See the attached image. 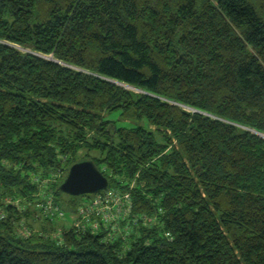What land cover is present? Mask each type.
<instances>
[{
    "label": "trees",
    "instance_id": "16d2710c",
    "mask_svg": "<svg viewBox=\"0 0 264 264\" xmlns=\"http://www.w3.org/2000/svg\"><path fill=\"white\" fill-rule=\"evenodd\" d=\"M250 129L264 134V0H0V264H264ZM82 148L100 192L128 195L118 229L44 212Z\"/></svg>",
    "mask_w": 264,
    "mask_h": 264
},
{
    "label": "built area",
    "instance_id": "2783aa9c",
    "mask_svg": "<svg viewBox=\"0 0 264 264\" xmlns=\"http://www.w3.org/2000/svg\"><path fill=\"white\" fill-rule=\"evenodd\" d=\"M42 196V199L45 201L42 203L44 212H46L50 218L53 216L56 218L65 217L64 210L55 203L52 194L49 193ZM127 197V194L120 196L115 194L112 190L110 192H99L97 194H91L89 197H85L86 199L82 201L75 210L76 220L72 222V226L82 228L84 225H91L93 229H96L97 222L94 219L97 215H100L106 224L111 223L116 217L113 213L114 209L124 205V211L122 210V213L129 211L130 203H127ZM124 198H126V200ZM117 199L119 201H117Z\"/></svg>",
    "mask_w": 264,
    "mask_h": 264
},
{
    "label": "water",
    "instance_id": "95a60500",
    "mask_svg": "<svg viewBox=\"0 0 264 264\" xmlns=\"http://www.w3.org/2000/svg\"><path fill=\"white\" fill-rule=\"evenodd\" d=\"M49 59H52L49 57ZM58 63L61 64L60 61ZM109 80V79H108ZM110 82L122 86L125 89L131 90V88L141 91L134 86L124 84L119 81L109 80ZM259 136L264 138V134L253 131ZM108 186V179L104 174L95 166V164L88 159L80 160L70 165L66 176L59 184L58 189L60 192L67 194L68 196H83L89 194H95L104 190Z\"/></svg>",
    "mask_w": 264,
    "mask_h": 264
},
{
    "label": "rangeland",
    "instance_id": "374dc122",
    "mask_svg": "<svg viewBox=\"0 0 264 264\" xmlns=\"http://www.w3.org/2000/svg\"><path fill=\"white\" fill-rule=\"evenodd\" d=\"M19 49H21L24 52H29L28 49H23V48H19ZM43 57L49 58L51 56H43ZM131 90L137 92L136 89L131 88ZM96 153H97L96 151L95 152L94 151H88L85 148H82L76 152L75 160L77 159V161H80L82 159L89 158V156H94V155H96ZM62 162H64V159H62ZM64 167H66V166L62 165L61 167H57L56 170L53 172V174H54L53 176H56L55 177L56 179L62 178V177L64 178L66 176L67 171L64 169ZM58 168H62V169L57 171ZM130 184H132V181L130 182ZM52 193H53V191H52ZM54 197H55V199H53V200H56V202H59L62 204V206H59V207L61 209L63 208L65 210L66 217L63 216L62 218H56L53 216L51 218L52 219L51 221H53V223L60 224V227H61V225H65L68 227L71 226L72 222H74V220H76V213H73L72 206L69 203L70 196H68L67 194H64V193H58V194H54ZM117 201H119V200L117 199ZM123 206L124 205L113 210L114 215H118L120 217L119 220H117L116 217L113 220L115 222V225L114 224L113 225L115 226L116 229H118L119 225H120L118 222L121 221V219L123 217H126V215H127V212L122 213V210L124 211ZM27 220L35 228L41 227L42 224H48L49 223V221H47V223L45 222L44 217H42V216L36 217L35 214L29 215ZM57 227H58L57 230L55 232H53V233H55L54 236H56V234H58V230L60 227H59V225H57Z\"/></svg>",
    "mask_w": 264,
    "mask_h": 264
}]
</instances>
